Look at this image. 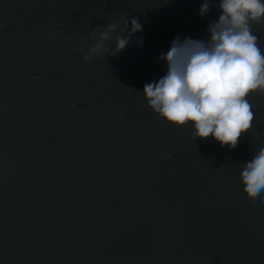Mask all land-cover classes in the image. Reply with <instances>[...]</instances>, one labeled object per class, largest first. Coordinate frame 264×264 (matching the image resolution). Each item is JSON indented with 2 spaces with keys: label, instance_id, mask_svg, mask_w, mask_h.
Returning <instances> with one entry per match:
<instances>
[{
  "label": "water",
  "instance_id": "obj_1",
  "mask_svg": "<svg viewBox=\"0 0 264 264\" xmlns=\"http://www.w3.org/2000/svg\"><path fill=\"white\" fill-rule=\"evenodd\" d=\"M201 2L0 0V264H264V202L240 180L264 94L232 149L141 95L174 37L207 39L218 9ZM122 16L142 30L84 63L93 28Z\"/></svg>",
  "mask_w": 264,
  "mask_h": 264
},
{
  "label": "clouds",
  "instance_id": "obj_2",
  "mask_svg": "<svg viewBox=\"0 0 264 264\" xmlns=\"http://www.w3.org/2000/svg\"><path fill=\"white\" fill-rule=\"evenodd\" d=\"M211 7L218 15L207 26V39L174 37L158 56L166 63L164 75L145 83L141 95L165 122L190 127L193 139L211 136L232 149L252 127L253 95L264 94V50L252 30L264 24V0H202L199 15ZM141 30L136 17L98 25L82 48V61L122 51ZM240 180L249 196L264 202V142L242 163Z\"/></svg>",
  "mask_w": 264,
  "mask_h": 264
}]
</instances>
